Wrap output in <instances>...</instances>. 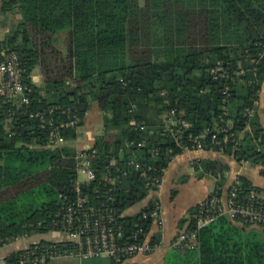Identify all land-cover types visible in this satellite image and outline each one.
<instances>
[{"label":"trees","instance_id":"16d2710c","mask_svg":"<svg viewBox=\"0 0 264 264\" xmlns=\"http://www.w3.org/2000/svg\"><path fill=\"white\" fill-rule=\"evenodd\" d=\"M8 11L22 19L0 42V60L4 50L21 58L32 104L1 97L0 247L58 230L61 214L76 200L72 143L93 102L103 113L104 133L93 145L101 175L83 187L95 202L97 190L105 195L113 187L119 209L127 211L150 194L131 168L116 185H106L105 165L114 157L124 169L135 159L167 170L176 156L196 150L198 136H205V151L264 166V0L0 1V13ZM36 70L40 84L33 80ZM54 108L50 117L58 124L70 118L63 110L80 118L79 129H65L63 147L53 146L49 127L31 117ZM174 122L177 137L168 130ZM206 168L218 177L226 167L216 161ZM260 172L264 176V168ZM238 178L244 193L264 192ZM223 183L221 176L215 193ZM195 211L180 222L182 229L195 224ZM141 215L123 222L131 229ZM257 228L221 218L199 231L198 249L172 248L165 264H264ZM26 251L8 256L7 264H18Z\"/></svg>","mask_w":264,"mask_h":264},{"label":"built area","instance_id":"2783aa9c","mask_svg":"<svg viewBox=\"0 0 264 264\" xmlns=\"http://www.w3.org/2000/svg\"><path fill=\"white\" fill-rule=\"evenodd\" d=\"M0 71L3 77L0 83V96L19 100L23 105L30 106L32 99L27 91L31 92V88L26 84L21 58L14 52L4 50ZM214 73H216L215 70ZM57 109L59 108L32 112L31 117L41 119L43 127L45 125L49 127L50 141L53 146L63 147L67 144L65 129H79L80 118L71 109L63 110V113L69 114L70 118L67 123L58 124L50 117ZM172 114L174 115L175 111ZM132 125L136 123L133 122ZM178 125L179 123L174 122L168 129L175 137L180 132ZM141 127L144 129L143 126ZM204 138L205 136H198L192 140L196 150L204 149ZM212 140L220 144L217 134L213 135ZM139 146L143 147L145 144L140 143ZM152 152L158 154L156 149ZM95 155L97 152L93 146L78 150L76 200L70 203L61 214L59 228L56 231L63 235L64 239L53 241L47 247H41L39 243L35 244L34 248L26 249L18 264H52L55 258L62 256L83 259L106 257L112 261V264H149L146 258L159 249V243H156L154 239L165 226L162 203L159 199L152 200L146 207L148 210L144 211V208L141 211L140 222L128 229L123 222L128 215L126 211L119 209L113 187L106 190L105 195L100 193L101 190H97L98 202L89 199L84 190V185L98 181L101 175V170L93 162ZM126 164L128 167L124 169L120 160L114 157L105 165L107 172L102 179L106 185H116L119 179L128 176V170L131 168L141 173L146 187L150 189V194L161 190L165 169L156 170L152 165L144 167L135 159L127 161ZM81 173H85L86 181L80 180ZM225 217L240 224L264 228V194L244 193L239 178H236L226 190L208 196L196 206V211L191 216L195 224L189 227L192 222H188L173 240L171 248L198 249L199 231ZM142 221L144 222L141 223Z\"/></svg>","mask_w":264,"mask_h":264},{"label":"crops","instance_id":"0c3cea01","mask_svg":"<svg viewBox=\"0 0 264 264\" xmlns=\"http://www.w3.org/2000/svg\"><path fill=\"white\" fill-rule=\"evenodd\" d=\"M6 20V14L1 13L0 42H3L10 33L9 23ZM1 61L2 59L0 62ZM2 78V73L0 71V83ZM33 80L37 84H40L41 73L39 70L34 72ZM92 104L93 106L96 105L95 112H92L93 106L91 105V109L87 113L85 121L87 118H92L91 121L98 119L103 122V113L99 104L97 102H93ZM260 115L264 123V94H262L260 102ZM84 125L79 129L78 139L72 143L77 150L93 146L96 139L103 134L97 135L92 129L88 132V134L82 133L80 130L84 128ZM216 161L226 167L224 173L219 174L218 177L214 176L212 172L208 171L206 168L207 162ZM249 163L251 164V162L248 161L239 162L234 159V157L227 156L219 152L205 150H185L181 155L176 156L166 170L161 190L156 193L149 194V196L141 202L142 204L139 208L135 209V206H133L126 211L127 215L132 217L140 214L141 211H143V209L146 208L147 205L154 199H159L162 203L165 226L162 231L156 235L159 240V249L156 253L146 258L148 263L165 264V258L172 249L171 245L173 240L187 226V224H185L182 229L180 222L185 218H189V211L192 208L196 207L202 200L215 193L218 186V179L220 180L221 176L224 179V183L221 185L222 191L226 190L234 182V180L240 176L246 177L253 182L255 186L264 189V176L261 175L260 169H258L259 167L257 166V169H252ZM209 178H213L214 180L211 181ZM257 230L259 233L264 234V228L259 227ZM52 232H54V236L52 238H47L48 234L46 233L42 235V238H38V234H35L37 236L36 241H32L29 244L27 243L22 246L20 245L17 249L5 253L3 258L6 259L11 254L17 253L21 250H26L41 241L53 242L64 239L63 235L60 233L56 231ZM35 235L27 236V239H30V237L33 238ZM15 241H18V239ZM52 264H112V261L106 257L83 259L74 256H62L55 258L52 261Z\"/></svg>","mask_w":264,"mask_h":264},{"label":"rangeland","instance_id":"374dc122","mask_svg":"<svg viewBox=\"0 0 264 264\" xmlns=\"http://www.w3.org/2000/svg\"><path fill=\"white\" fill-rule=\"evenodd\" d=\"M0 1H2V0H0ZM1 14V13H0ZM3 14V13H2ZM6 16H7V20L6 21H8V25H9V28H10V33H11V31L13 30V27L16 25V24H18V22L22 19V15L21 14H19V13H15L14 11L12 12V11H8V13H6ZM4 21V20H3ZM63 37V36H62ZM62 39V38H61ZM61 46V45H60ZM92 106H93V104H92ZM96 106V105H95ZM95 106H93L92 108H93V110H92V112H95ZM91 119L92 118H87L86 119V121H85V125H84V128L83 129H81L80 131L82 132V133H85V134H88V132L92 129V130H94V132L98 135V134H102V133H104L103 132V128H104V126H103V122H102V120H94V121H91ZM250 164V163H249ZM250 166H251V168L252 169H257L258 167V169H260L261 170V168H264V166H262V165H259L258 167H257V165L255 166L254 164H250ZM80 180L81 181H86L87 180V177H86V175H85V173H81L80 174ZM209 180H214L213 178H209ZM141 204L142 203H139V204H137V205H135V209L136 208H139L140 206H141ZM250 229H252L251 227H250ZM46 234H48V236H47V238H52L53 236H54V232H49V233H46ZM260 235L258 236V239L261 241V242H263L264 243V234H262V233H259ZM43 234H38V238H42L43 236H42ZM36 236V235H35ZM33 237V238H31L30 237V239H27L28 237L27 236H25V237H22V238H19L18 239V241H12V242H10V243H8V244H6V245H4V246H1V248H0V264H7V261H6V259H4L3 258V255L5 254V253H8V252H11V251H13V250H15V249H17L20 245L22 246V245H24V244H29L30 242H32V241H36L37 240V236L36 237ZM23 238H25V239H23Z\"/></svg>","mask_w":264,"mask_h":264}]
</instances>
